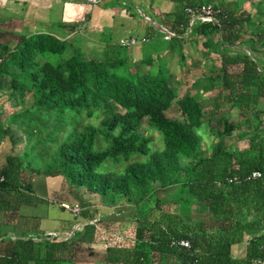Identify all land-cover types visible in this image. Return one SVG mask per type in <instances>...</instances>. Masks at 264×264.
<instances>
[{
    "label": "trees",
    "instance_id": "obj_1",
    "mask_svg": "<svg viewBox=\"0 0 264 264\" xmlns=\"http://www.w3.org/2000/svg\"><path fill=\"white\" fill-rule=\"evenodd\" d=\"M170 1L163 24L174 31L167 50L178 53L179 64L186 61L184 45L197 38L202 55L217 49L220 57L219 67L199 79L194 93L177 91L161 54L136 62L126 46L109 43L100 55L88 56L79 40L58 31L14 34L0 24V88L14 107L21 106L12 122L26 137L24 153L8 157L0 191L15 187L10 176L25 172L21 179L31 180L43 171L63 175L69 190L84 189L85 200L137 206L151 201L159 207L163 201L154 197L156 190L176 185L168 202L176 211L162 208L159 220L140 213L133 223L132 250L108 245V259L153 264L157 251L181 264L195 258L198 264H260L264 110L255 99L264 98V0H248L257 4L258 16L243 9L246 0H233V7L213 3L221 10L217 21H199L190 30L184 7L212 0ZM215 89L212 119L200 99ZM174 104L180 117L167 115ZM222 107L236 111V118L217 113ZM94 116L101 117L99 123L87 121ZM158 132L160 148L152 144ZM235 134L248 137L247 147L230 148L226 139ZM208 135L214 139L206 146ZM108 159L126 164L110 170L104 166ZM253 170L261 175L246 179ZM178 238L189 239L190 248L173 244ZM244 240L239 263L232 258V245ZM70 242L8 237L0 241V264H60L56 253Z\"/></svg>",
    "mask_w": 264,
    "mask_h": 264
},
{
    "label": "crops",
    "instance_id": "obj_2",
    "mask_svg": "<svg viewBox=\"0 0 264 264\" xmlns=\"http://www.w3.org/2000/svg\"><path fill=\"white\" fill-rule=\"evenodd\" d=\"M130 1L134 8L125 0H111L110 4H102L106 0H0V24L14 34L35 30L58 31L72 41L79 40L88 56L94 52L100 55L107 44L118 43L121 37L145 36L146 29L159 28L164 23V14L173 4L170 0ZM55 3L59 6L57 9H54ZM143 9L144 13L140 15L138 11ZM142 21L145 27L141 26ZM150 49L144 52L140 46L127 47L128 54L135 61L146 55L155 56L162 52L164 57L171 53L167 47L158 54ZM4 91L5 88H0V175L8 157L22 154L25 151L23 147L26 148V137L19 124L12 122L14 100H4ZM24 176L25 172L17 178L10 176L15 187L0 191V241L8 237L51 240L49 234L55 233V240H71L68 248L81 249V254L89 253L80 257L69 256L68 248L62 247L56 253L62 259L60 264H123L119 259H108L107 246L132 250L133 223L140 213L148 219L159 220L162 208L176 211V204H168L172 201L176 185L158 188L154 197L163 204L153 207L151 201L147 206H137L124 200L116 203H95L91 198V201L85 200L88 196L84 189L69 190L61 174L41 171L31 180L29 177L21 179ZM75 201L80 202L82 210L74 220L60 203ZM77 221L79 229L74 227ZM246 244L247 240H244L232 245V258L239 263L243 261ZM156 252L153 251V264H181L174 258H162V254Z\"/></svg>",
    "mask_w": 264,
    "mask_h": 264
},
{
    "label": "rangeland",
    "instance_id": "obj_3",
    "mask_svg": "<svg viewBox=\"0 0 264 264\" xmlns=\"http://www.w3.org/2000/svg\"><path fill=\"white\" fill-rule=\"evenodd\" d=\"M111 0H106V2H102V4H110ZM126 2H129L130 5H132V2L130 0H125ZM255 1H259V0H254ZM115 2V0H114ZM113 2V3H114ZM215 4V5H219V6H227L228 4H230L232 7L234 6L233 0H212L211 4ZM257 4H251L250 1L246 0L243 2V9L250 11L251 13L255 14V16L259 15L257 13ZM133 6V5H132ZM59 6L57 3L54 4V9H57ZM262 7H264V2L262 3ZM134 8V6H133ZM145 9L143 10H139L138 13L140 15H143L142 13H144ZM164 12V11H162ZM150 16H153L152 14ZM154 17V16H153ZM146 18V17H145ZM264 18V17H263ZM168 19V18H166ZM147 20V19H146ZM147 22V21H146ZM139 26V25H137ZM141 26H146L145 22L142 21ZM139 26L138 29H141ZM32 28V27H31ZM158 28V27H157ZM154 27V29H146L145 32V37L147 38V41L142 42L137 44L136 46H140L141 48H143L144 52H148L149 51V47L151 48V51H155L156 54H158V52L161 50H163L165 47L168 46V40H164L163 36H162V29ZM136 36H138V34H134ZM139 37H141L139 35ZM198 38L196 39V41H192L190 43H187L184 45V53L187 55L186 57V61L185 63H181L180 59L178 57V53H169L166 56H164L165 58V63L167 65H169L171 72H172V76H171V80L172 82L175 84L177 91L182 95L185 93H194L196 91V89L200 86V78H202L203 76L205 77L208 74H213L214 70L217 69L220 65V57L218 55L217 49L211 54V55H207L204 56L201 53V50L203 49V46L200 45V42L198 41ZM135 46V45H133ZM129 47V46H128ZM219 48V47H218ZM98 52H94V55L97 56ZM162 55V52H161ZM259 55V53L257 54ZM261 56V54H260ZM163 58V57H162ZM195 60H199V62H201V65L196 66L194 65ZM137 62V61H136ZM143 67H148L144 64H142ZM154 66H157V62H154ZM7 87V85H6ZM215 90L213 91H208L205 92V95H203L201 97L200 100H202V102H204V114L206 116H209L210 118L214 119L215 117V113L212 112V94H215ZM3 95V99L4 100H9L8 96H7V91L5 90ZM12 100V99H10ZM256 105L264 110V98H256ZM25 105V104H24ZM21 106L16 105L15 106V110H19ZM221 115L225 114V115H230L233 118H236V111L232 112V110H230L229 107H222L221 110H219V112H217ZM216 113V114H217ZM168 116L170 117H180V112L178 109V106L176 104L173 105L172 109L167 113ZM101 117H92L87 119V121H91L93 123H99L100 122ZM147 124V117L143 119V125L146 126ZM148 132H154L151 129H148L146 131ZM155 139L152 142L153 147L156 148H160L162 147V141H161V134L160 132L154 133L153 134ZM208 139V143L205 144L206 146H208V144L214 139L211 135H208L207 137ZM247 139L248 137L245 135H239V134H235L232 136L227 137L226 141L231 144L230 148H232L233 146H238L239 148H245L247 147ZM23 149H25L23 147ZM126 163L124 161H120L118 163L114 162V159H108L107 161H105L104 166L106 168H109L110 170H115V169H122L124 167ZM67 210V209H66ZM70 212V211H69ZM71 214V213H70ZM71 217L75 220V218L71 215ZM45 240V239H44ZM75 249V250H74ZM68 252H72V254L68 253L69 256L74 255L75 257H80V256H84V255H89V253H85V254H81V249H76V247L73 248H68L67 250ZM65 252H63L64 254ZM63 254L61 256H63ZM58 256L60 257V255L58 254ZM67 264V263H65ZM70 264V263H69Z\"/></svg>",
    "mask_w": 264,
    "mask_h": 264
},
{
    "label": "built area",
    "instance_id": "obj_4",
    "mask_svg": "<svg viewBox=\"0 0 264 264\" xmlns=\"http://www.w3.org/2000/svg\"><path fill=\"white\" fill-rule=\"evenodd\" d=\"M93 2H95L96 0H92ZM184 12L189 16V23L187 26V29L190 30L191 27L201 21V22H216L217 21V16L218 14L221 12L220 8H218L217 6H215L214 4L211 3H207V4H201L199 6H185L184 7ZM160 29H162L163 33L162 36L164 38V40H170L172 38V36L174 35V31L171 30L169 27L165 26V25H161L159 27ZM147 41V38L145 36H136V35H128V36H124L121 37L118 41V43L121 46H133V45H137L139 43L145 42ZM261 175V172L259 170H253L251 173H249L246 176V179H250V178H255V177H259ZM5 178L3 175H0V181H3ZM234 179H236L234 177ZM232 180V179H230ZM61 206H63L65 209H67L68 211H70L71 215L77 219L81 213L82 210V206L79 202L75 201L72 203H67V202H61L60 203ZM75 229H79V223L78 221L75 222L74 224ZM56 234L55 233H50L49 237L53 238L55 237ZM173 244L178 245L180 247H184V248H190L191 244H190V240L187 238H178L172 241ZM260 264H264V257L262 259L259 260ZM187 264H198V260L195 258L193 259L191 262H188Z\"/></svg>",
    "mask_w": 264,
    "mask_h": 264
},
{
    "label": "clouds",
    "instance_id": "obj_5",
    "mask_svg": "<svg viewBox=\"0 0 264 264\" xmlns=\"http://www.w3.org/2000/svg\"><path fill=\"white\" fill-rule=\"evenodd\" d=\"M164 25V24H163Z\"/></svg>",
    "mask_w": 264,
    "mask_h": 264
}]
</instances>
